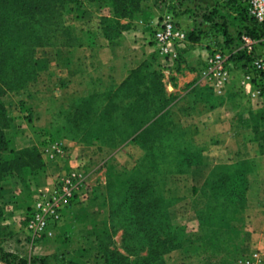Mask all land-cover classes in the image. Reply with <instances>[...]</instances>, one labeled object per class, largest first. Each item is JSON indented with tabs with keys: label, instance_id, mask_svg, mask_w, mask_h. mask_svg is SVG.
Segmentation results:
<instances>
[{
	"label": "rangeland",
	"instance_id": "rangeland-1",
	"mask_svg": "<svg viewBox=\"0 0 264 264\" xmlns=\"http://www.w3.org/2000/svg\"><path fill=\"white\" fill-rule=\"evenodd\" d=\"M245 7L246 0L63 1L55 39L35 47V75L21 86H0V264L42 257H46L44 264L151 263L148 247L129 234L126 238L123 222L111 212L106 189H98L91 198L102 165L106 182L135 165L142 150L127 140L109 149L114 153L120 149L115 160L125 163L130 157L132 166L111 171L106 163L89 162L91 194L72 208L60 227L42 240L32 238L22 227L30 195L50 179V169L39 153L42 137L49 133L92 153L94 145L73 125L68 106L88 92L106 91L142 66L159 75L171 110L183 126L198 129L196 117H200L209 130L219 122L222 130L232 132L229 138L216 134L202 145V162L191 170L194 186H201L215 164L239 158L253 162L247 204L237 229L222 233L217 229L216 233L217 222L206 223L208 237L202 243L204 226L199 223L195 196H180L169 205V217L192 240L162 252L157 259L154 256L155 260L160 264H244L255 254L264 256V154L258 153L250 134L243 141L234 138L243 121L253 120L264 139V72L252 62V55L264 53V32L260 24L249 20ZM166 13L187 33L173 59L159 54L153 39ZM242 35L250 38L252 53L247 52ZM216 50L225 56L228 71L221 92L213 89L205 72L207 57ZM189 86L190 93L183 96ZM224 101L228 106L223 110L219 106ZM186 103L193 105L181 109ZM192 141L196 142L193 136Z\"/></svg>",
	"mask_w": 264,
	"mask_h": 264
},
{
	"label": "trees",
	"instance_id": "trees-1",
	"mask_svg": "<svg viewBox=\"0 0 264 264\" xmlns=\"http://www.w3.org/2000/svg\"><path fill=\"white\" fill-rule=\"evenodd\" d=\"M63 1L0 0V86L4 89L21 86L27 77L35 75L32 60L35 47L55 39L61 27ZM244 11L248 14L246 7ZM248 18L257 24L251 16ZM144 68L133 69L124 80L106 91L88 92L68 107H71L73 125L94 145L92 156L125 140L142 150L135 165L112 180L107 179L103 189H106L112 214L123 222L126 238L129 234L140 246L146 245L147 260L152 263L162 252L192 240L184 235L183 226L171 222L168 207L179 197L166 196L159 178L191 173L192 167L202 162L203 146L192 141L196 126H183L175 117L159 75ZM192 105L186 103L181 109L188 110ZM243 124L251 127L258 153L264 154V139L261 141L256 123L251 120ZM45 135L55 139L49 133ZM107 168L120 170L112 164H107ZM252 171V159L239 158L213 165L201 186L193 185L197 216L204 226L201 228L202 243L208 237L206 223L217 222L216 233L217 229H221V233L237 229L246 208ZM95 193L97 190L93 189L91 198ZM45 259H31L27 263L25 258H19L16 263L6 262L44 264ZM154 263L160 264L156 260Z\"/></svg>",
	"mask_w": 264,
	"mask_h": 264
},
{
	"label": "built area",
	"instance_id": "built-area-1",
	"mask_svg": "<svg viewBox=\"0 0 264 264\" xmlns=\"http://www.w3.org/2000/svg\"><path fill=\"white\" fill-rule=\"evenodd\" d=\"M246 11L262 26L264 32V0H246ZM248 53H252L250 38L242 35ZM153 39L159 54L173 59L176 48L187 40L186 31L178 25L171 13L162 17L154 30ZM256 70L264 72V53L252 55ZM207 77L210 85L221 92L228 76L225 56L216 50L207 57ZM250 79L249 74H244ZM249 83V82H248ZM75 148H77L75 150ZM40 154L50 169V179L38 186L30 195L22 217V227L32 238L42 240L47 234L60 227L72 208L86 200L92 191L87 181L88 165L92 153L89 148L71 147L48 135L42 137ZM244 264H264V256L255 254Z\"/></svg>",
	"mask_w": 264,
	"mask_h": 264
},
{
	"label": "crops",
	"instance_id": "crops-1",
	"mask_svg": "<svg viewBox=\"0 0 264 264\" xmlns=\"http://www.w3.org/2000/svg\"><path fill=\"white\" fill-rule=\"evenodd\" d=\"M198 1L207 3V0H198ZM189 90H190V86L187 87V89L183 90L182 95L184 96L185 94H187ZM196 103H199L201 105L203 104L202 102H196ZM203 106L204 105H202V107ZM227 106H228V103L224 101L220 104L219 108L224 110L225 107L227 109ZM254 107L255 106H253V108ZM227 117H231L230 114L229 115L227 114ZM196 122L199 126L195 134L193 135V138L196 140L195 142L196 144H200V145L206 144L216 134L225 135L227 138H229V133H232V132H227L225 130H222L220 128L221 123L219 122L216 125L215 123H212V125H210L211 127L213 126L211 130H209V125L208 127H206L201 122L200 117H196ZM249 134L253 137V132H252L251 127H248L243 124L241 131L238 134H236L234 138H237L238 140L243 141L249 138ZM68 145L71 147V149L73 148V150H74V147L77 146V145L74 146L72 144H68ZM76 149L77 148H75V150ZM113 150L114 149L110 150L109 148L103 149L102 151H99L94 156H92L89 162H91L92 165H98L100 163L101 164H105V163L112 164L117 169H122L125 166L127 167L132 166L133 160L130 157H127V160L125 163L117 162L115 160V156L119 153L120 149H118V151L115 153ZM103 169H104L103 165L102 167L98 169L97 173H99V175L94 180L93 189H96V190L102 189V187L105 185L106 183L105 177L104 175H102ZM159 179H160L159 181L161 184V189L163 190V193L166 194V196H171V197L193 196V192H192L193 182H192L191 173H176V174L171 175L170 177H167V179L163 178L162 176ZM76 207L77 205H75V208Z\"/></svg>",
	"mask_w": 264,
	"mask_h": 264
}]
</instances>
